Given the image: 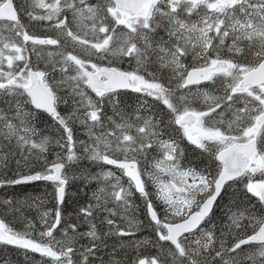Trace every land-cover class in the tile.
Listing matches in <instances>:
<instances>
[{
	"label": "snow or ice",
	"instance_id": "6c2138e0",
	"mask_svg": "<svg viewBox=\"0 0 264 264\" xmlns=\"http://www.w3.org/2000/svg\"><path fill=\"white\" fill-rule=\"evenodd\" d=\"M0 264H264V0H0Z\"/></svg>",
	"mask_w": 264,
	"mask_h": 264
},
{
	"label": "trees",
	"instance_id": "16d2710c",
	"mask_svg": "<svg viewBox=\"0 0 264 264\" xmlns=\"http://www.w3.org/2000/svg\"><path fill=\"white\" fill-rule=\"evenodd\" d=\"M29 191H31V189H29ZM70 191H71L73 198H75L76 197V191H77L76 188L73 187ZM69 203H71V201H69Z\"/></svg>",
	"mask_w": 264,
	"mask_h": 264
}]
</instances>
